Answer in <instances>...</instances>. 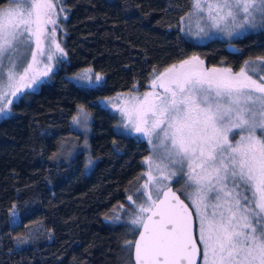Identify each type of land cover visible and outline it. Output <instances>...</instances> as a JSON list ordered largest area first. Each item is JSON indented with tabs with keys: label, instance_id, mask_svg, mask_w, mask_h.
I'll use <instances>...</instances> for the list:
<instances>
[{
	"label": "trees",
	"instance_id": "1",
	"mask_svg": "<svg viewBox=\"0 0 264 264\" xmlns=\"http://www.w3.org/2000/svg\"><path fill=\"white\" fill-rule=\"evenodd\" d=\"M61 3L64 16L52 29L64 61L0 118V264H120V239L135 211L128 197L141 179L148 147L119 131L116 116L96 100L142 91L154 70L189 56L234 72L264 56V28L230 39H187L180 24L191 0ZM85 67L102 77L101 87L69 80ZM77 107L91 115L87 156L79 150L58 159L61 141L78 134L70 123ZM11 211L18 213L15 222ZM33 221L49 236L15 246L14 237Z\"/></svg>",
	"mask_w": 264,
	"mask_h": 264
},
{
	"label": "snow or ice",
	"instance_id": "2",
	"mask_svg": "<svg viewBox=\"0 0 264 264\" xmlns=\"http://www.w3.org/2000/svg\"><path fill=\"white\" fill-rule=\"evenodd\" d=\"M9 4L27 8L0 4V101L9 94L18 100L29 94L25 89L35 91L45 82L41 77L53 70L50 64L39 69L44 41L50 38L46 26L56 24L52 0H9ZM193 6L199 11L200 0H194ZM208 20L214 27L223 23L238 28L235 35L264 28V0H218L215 6L208 5ZM56 50L63 54L59 44ZM252 64L264 68V56L245 61L238 73L205 68L193 56L159 75L154 70L151 91L142 97L130 95L120 108L127 120L125 129L140 134L138 140L159 141L152 151L166 148L168 164L154 166L161 182L173 176L183 181L178 191L195 207L201 242L198 248L192 235V213L179 196L169 190L162 199L158 195L153 200L148 192L147 206L140 205L127 222L131 234L140 233L138 240L125 241L129 252L134 246V264H197V256L202 258L200 264H264V76L253 79L248 74ZM90 73L87 69L81 74L80 79L88 80L81 86L101 87L102 77L93 80ZM13 102L0 105V114L7 116L5 108ZM99 104L108 107L103 100ZM80 111L83 119L75 118V122L86 126L88 114ZM169 166L176 171L165 174ZM152 167L149 158L150 171ZM154 179L149 175L143 188ZM193 187L194 195L187 191ZM161 190L156 189L158 194ZM213 193L216 203L209 205ZM136 195L143 197L144 192L137 189ZM17 216L13 211L14 221Z\"/></svg>",
	"mask_w": 264,
	"mask_h": 264
},
{
	"label": "rangeland",
	"instance_id": "3",
	"mask_svg": "<svg viewBox=\"0 0 264 264\" xmlns=\"http://www.w3.org/2000/svg\"><path fill=\"white\" fill-rule=\"evenodd\" d=\"M192 1V5H191V9L189 11V13L181 20V24H180V30L181 33L189 40L194 41L196 43H202L207 39L210 38H222V39H230L232 37L238 36L235 35L234 33L236 31H239L238 28L235 27H231V26H226L225 24H221L219 27H214L212 26V23L210 20H208V5L211 4L213 6H215V4L218 2V0H200L201 2V9L199 11H197L194 8V0ZM54 7H55V16L54 19L57 20L62 18L64 16V12H63V7H62V3L61 0H52ZM4 8H8V7H12V8H18V9H25L27 8V5L24 4H9V0H6L3 4ZM240 23V18H238L237 20V24ZM52 26L53 25H47V31L50 34V38L49 39H45L44 41V47H45V56L44 57H39V59L42 60V63L39 66V69L42 71L44 68V65L50 64L52 69L55 70L57 67H59L60 63L57 64V60H61L64 61V55L62 53H60L59 51L56 50V44H58L54 38V33L52 32ZM251 30V29H250ZM230 33H233L230 35ZM60 47V45H59ZM35 48V45L33 44V49ZM47 55H52V60L48 61L46 59ZM194 56V55H193ZM193 56H189L187 59H190ZM62 58V59H61ZM201 60V59H200ZM248 61H256V59H252V60H248ZM28 62H31V54L29 53L28 55ZM180 62L176 63L175 65L179 66ZM245 66V62L244 64L240 67L243 68ZM171 66L167 67L166 69L170 68ZM205 68L211 69V68H226L223 66H206L204 64ZM90 69L88 67L82 68L78 71H76L71 77H70V81L81 86L82 84H87L88 80L87 79H80L81 74L84 73L85 70ZM166 69L162 70L159 73H155L156 75H159L160 73L164 72ZM228 69V68H226ZM239 70L237 71H232L233 73H238ZM52 70V71H53ZM253 71L258 72L259 75H255L253 74ZM51 72L49 73L48 77L50 76ZM248 74L252 76L253 79H259V76H264V69L261 68L258 64H252L249 66V70H248ZM91 78L94 80L95 76H97L98 74H95L91 71L90 73ZM48 77H41L42 80L46 81L48 79ZM154 75H152L150 77V80L148 81V84L146 86V88L142 91H137V90H132V91H126V92H116L112 95L106 96V97H102V98H98L96 100V103L98 105L100 101H105L108 102V107L105 108L108 112L114 114L117 118V123H116V128L123 132V133H127V134H132L136 137H138L140 134L136 133L134 131V129L132 128H127L125 129V125L127 124V120L126 118L121 114L120 112V108L123 107L125 105V102L128 100L130 95L133 96H140L142 97L143 94L147 91H151V80L154 79ZM159 90V89H158ZM25 91H27V89H25ZM15 97L11 96V94H9L6 99H4L3 101H0V105L3 104H7L8 100H13L15 101ZM102 106V105H100ZM103 107V106H102ZM10 108V105H8L5 108V111L8 113ZM81 109H83L82 107H77L76 111L74 113V115L70 118V123L73 129H75L78 134L77 135H73V136H69L67 139L61 141L60 143V149L58 154L56 155V158L60 159L61 157L67 156V155H72V154H76V152H78L79 150H81L82 154L84 156H87V147L85 146L86 141H85V136L87 133V128H88V123L90 121L91 115L85 110L83 109L84 113L88 114V122L87 125H78L75 122V118H80L83 119V117L81 116ZM4 116L3 114H0V118ZM256 135L259 137L260 133L259 130L257 131ZM231 139V136H230ZM238 139V137H237ZM148 147V151L147 153L142 157V164H143V171H142V176L141 179L139 180V182L137 183V186L135 188V192H133L132 194H130L129 196L132 197V200L130 201L132 204H134L135 206V211L133 212V214L131 215L130 218H128V221H130L131 219L134 218V216L136 215V212L139 208L140 205H144L147 206V194L148 192L152 193V199L155 200L156 197L159 195L156 191L157 188H163L164 186H166L169 183H173L174 181H177V178L175 176H173L171 179L169 180H163L161 182L160 180V176L161 173L159 170H157L155 168V164H161V166L163 167L164 165L168 164L167 159L165 158V153H166V148L165 147H157L155 149V151H152L153 145L159 144V141L155 140V138H153V143L150 144L148 143L147 138L145 137L143 139ZM82 149H81V148ZM149 158H151V160L153 161V167L150 171L149 168ZM176 171L175 167L169 166L166 170L167 174L168 172H173ZM185 173H187V166L185 165ZM149 175H151L152 177H154V181L152 184H149V187L147 189L143 188V185L145 183L148 182V178ZM179 185H176L174 187V189L179 193V195L188 203V205L190 206L192 213H193V217H194V233H195V238L197 240L198 246L199 248L201 247V242L199 240V221L198 218L196 216V210L194 205L190 202L189 199H185V196L181 194L180 191H178V189H180L183 181L180 180L178 181ZM229 187H231V185H229ZM137 189H140L141 191L144 192V196L138 198L136 193H137ZM187 191L190 194L195 193V188H189L187 189ZM207 203H209V205L216 203L215 200V193L211 194L209 200L207 201ZM207 211L209 212V214H211V207H209L207 209ZM12 212H10V215L12 217ZM114 219H117L119 214L117 211L114 212L113 215ZM16 221V220H15ZM12 218H11V222H15ZM127 221V222H128ZM133 234H131L129 232L128 228H125L122 232V236L120 239V246H121V250H120V254H121V258L122 261L120 264H130V252L125 248V241H132V236ZM43 236H49V233L47 230L43 229L41 227V225L38 222H31L26 226V231L21 234V235H17L14 237V244L15 246H21L24 244H27L33 240H35L37 237H43ZM21 241H24V243H21ZM201 257L199 256V260H198V264H200L201 261Z\"/></svg>",
	"mask_w": 264,
	"mask_h": 264
},
{
	"label": "water",
	"instance_id": "4",
	"mask_svg": "<svg viewBox=\"0 0 264 264\" xmlns=\"http://www.w3.org/2000/svg\"><path fill=\"white\" fill-rule=\"evenodd\" d=\"M171 191V192H173V193H175L177 196H179L180 197V199L188 206V209H189V211L192 213V210H191V208H190V206L188 205V203L179 195V193L174 189V187H173V185L171 184V183H169V184H167L166 186H164L163 188H162V190L159 192V197L162 199L163 198V193L165 192V191ZM156 199H157V197H156ZM155 199V200H156ZM191 220H192V235H193V238H194V240H195V242H196V244H197V247L199 248V246H198V243H197V240H196V238H195V233H194V217H193V213H192V216H191ZM140 231L142 232L143 231V228L141 227L140 228ZM139 232H137L135 235H134V237H133V240L132 241H135V240H138L139 239ZM130 256H131V262H132V264H134V260H135V250H134V246H133V249H132V251L130 252ZM197 264H198V260H199V256H197Z\"/></svg>",
	"mask_w": 264,
	"mask_h": 264
}]
</instances>
